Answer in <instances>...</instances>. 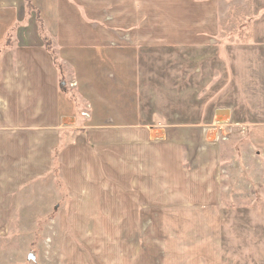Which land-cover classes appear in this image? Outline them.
Segmentation results:
<instances>
[{
	"label": "crops",
	"instance_id": "obj_1",
	"mask_svg": "<svg viewBox=\"0 0 264 264\" xmlns=\"http://www.w3.org/2000/svg\"><path fill=\"white\" fill-rule=\"evenodd\" d=\"M28 1L30 10L25 0H0V170L30 149L28 162L40 164L33 176L50 171L42 162L51 146L37 148L38 140L63 130L72 141L61 170L109 162L108 202L151 194L182 204V213L208 214L205 264H264V205L221 204L240 165L233 140L258 166L249 180L238 165L230 182L244 183L249 203L264 190V0L248 1L247 32L223 44L215 0ZM167 10L178 12L167 18ZM45 39L75 100L59 90ZM215 122L227 138L203 151ZM20 185L0 178V201L14 202L1 197Z\"/></svg>",
	"mask_w": 264,
	"mask_h": 264
},
{
	"label": "rangeland",
	"instance_id": "obj_2",
	"mask_svg": "<svg viewBox=\"0 0 264 264\" xmlns=\"http://www.w3.org/2000/svg\"><path fill=\"white\" fill-rule=\"evenodd\" d=\"M215 1L217 4L214 10L220 20L222 36L220 44L240 40L249 26V0ZM168 7L176 6L170 4L166 9ZM177 12L167 10L166 17L168 18L170 13L177 14ZM203 96L204 92H198V99ZM89 109L86 106L85 111L78 113L79 118L84 122L89 118ZM215 123L206 127L204 131L203 144L200 147L203 151L207 150L208 145L222 144L227 138L226 129H221L222 123L219 122L218 128ZM217 131L220 133L219 138L214 136ZM65 134L62 130L59 132L60 137L53 142L38 140L37 148L51 146L48 149L50 152L48 158L42 162H49L50 171H39L37 177L33 176L40 164L34 166L28 162L29 159L32 160L30 149L22 156L20 165L6 164L5 168L1 167L0 178L16 179L21 185L16 189L18 195L6 194L1 197L11 198L14 202L0 201V264H205L207 262L208 217L206 216L208 214L199 217L196 212L193 215L182 213L180 209L182 204L154 202L155 197L151 194L137 196V199H132L131 202L128 198L125 201V197H122V202H108L102 190L108 189L106 181H109V168H111L109 162L100 163L98 167L100 170L94 171L91 164L80 163L75 167L70 161L69 165L65 164L66 169L61 170L60 157L71 146L70 141H72V138H68L69 135ZM28 141L35 143L32 139ZM233 142L230 146L234 148L233 155L240 163V165L236 163L237 168L239 165V169L244 174L247 173V179H253L252 171L257 169V163L252 157L243 159L242 153L247 150L246 143ZM227 149L228 143H225L222 147L224 155L227 154ZM86 159L90 160L89 157ZM6 166L10 167L6 168ZM237 168L229 176L230 180L239 178L235 177V174L239 173ZM98 179L103 180L102 187ZM230 180L227 181L231 189L221 203L223 207L229 209L264 205V190L255 192L256 200L249 203L246 202L248 193L244 191L246 188L244 183L239 181L236 185ZM159 188L161 187H158V190ZM100 190L101 194L96 195ZM88 193L91 195L86 196ZM99 198L103 201H97ZM147 198L149 202L144 201ZM192 205L199 206L198 202L186 206ZM191 237L193 239H190ZM212 237L214 239V236ZM262 242L264 240L260 241V246ZM251 257H253L252 251Z\"/></svg>",
	"mask_w": 264,
	"mask_h": 264
},
{
	"label": "trees",
	"instance_id": "obj_3",
	"mask_svg": "<svg viewBox=\"0 0 264 264\" xmlns=\"http://www.w3.org/2000/svg\"><path fill=\"white\" fill-rule=\"evenodd\" d=\"M26 3H27V7L28 9L30 10L31 9V6L29 4V1L28 0H25ZM44 48L46 49L47 52H49L51 55H52V58H53V61H54V64L58 70V74H59V80H58V84H59V90L64 93V94H67L69 97H71L73 100H75L73 94L66 88V83L61 75V69H60V65L58 63V60L56 59V57L54 56L53 54V51H52V48L50 46V43L48 42V40H44Z\"/></svg>",
	"mask_w": 264,
	"mask_h": 264
},
{
	"label": "built area",
	"instance_id": "obj_4",
	"mask_svg": "<svg viewBox=\"0 0 264 264\" xmlns=\"http://www.w3.org/2000/svg\"><path fill=\"white\" fill-rule=\"evenodd\" d=\"M215 124H217V128H218V126L220 125V123H219V122H218V123H215ZM219 134H220V133H219L218 131H217V132H215V135H214V136H215V138H216V137H218V138H219Z\"/></svg>",
	"mask_w": 264,
	"mask_h": 264
}]
</instances>
